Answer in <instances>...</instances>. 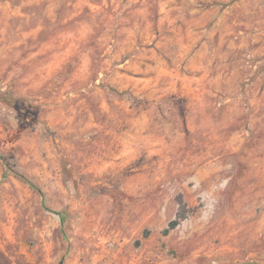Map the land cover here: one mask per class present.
Returning a JSON list of instances; mask_svg holds the SVG:
<instances>
[{
    "label": "rangeland",
    "instance_id": "rangeland-1",
    "mask_svg": "<svg viewBox=\"0 0 264 264\" xmlns=\"http://www.w3.org/2000/svg\"><path fill=\"white\" fill-rule=\"evenodd\" d=\"M0 153V264H264V0H0Z\"/></svg>",
    "mask_w": 264,
    "mask_h": 264
},
{
    "label": "trees",
    "instance_id": "trees-1",
    "mask_svg": "<svg viewBox=\"0 0 264 264\" xmlns=\"http://www.w3.org/2000/svg\"><path fill=\"white\" fill-rule=\"evenodd\" d=\"M0 159L3 160L4 164H7L6 158L1 153H0ZM11 172H12V174L14 176H16L19 179H21L22 181H24L31 189H33V190H35V191H37L38 193L41 194L40 189L28 177H26L22 173H20L18 171H15L13 169H12ZM56 214L61 217L60 213H56ZM177 224H178V220L175 219V220L171 221L170 225H169V228L167 230H169L171 228H174ZM167 230H166V232H167Z\"/></svg>",
    "mask_w": 264,
    "mask_h": 264
}]
</instances>
